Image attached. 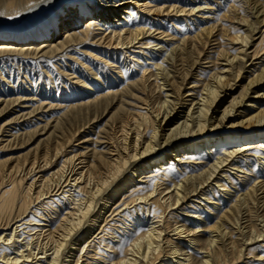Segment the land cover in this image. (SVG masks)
<instances>
[{"label": "bare ground", "instance_id": "1", "mask_svg": "<svg viewBox=\"0 0 264 264\" xmlns=\"http://www.w3.org/2000/svg\"><path fill=\"white\" fill-rule=\"evenodd\" d=\"M0 264H264V0H0Z\"/></svg>", "mask_w": 264, "mask_h": 264}, {"label": "rangeland", "instance_id": "2", "mask_svg": "<svg viewBox=\"0 0 264 264\" xmlns=\"http://www.w3.org/2000/svg\"><path fill=\"white\" fill-rule=\"evenodd\" d=\"M98 1V0H97ZM156 33V32H155ZM160 34V33H159ZM161 37H164V39H167V40H174V39H171V37L170 36H165V34L164 35H162ZM159 46V45H158ZM157 47V46H156ZM169 53V52H168ZM204 65L205 66H207L205 63H204ZM189 85V84H188ZM22 151H24L23 149H20V150H18L17 151V149H15V150H11L6 156H4V157H12V156H16L17 154H19L20 152H22Z\"/></svg>", "mask_w": 264, "mask_h": 264}]
</instances>
